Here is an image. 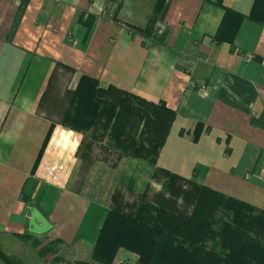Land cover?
Returning a JSON list of instances; mask_svg holds the SVG:
<instances>
[{
    "label": "crops",
    "instance_id": "crops-1",
    "mask_svg": "<svg viewBox=\"0 0 264 264\" xmlns=\"http://www.w3.org/2000/svg\"><path fill=\"white\" fill-rule=\"evenodd\" d=\"M221 2L0 0L4 253L22 264H58L39 248L59 238L62 260L94 261L110 204L72 188L83 135L56 143V128L34 172L52 125L42 97L65 67L74 83L87 76L175 111L157 163L122 158L120 185L139 193L162 186L164 175L154 178L160 167L264 210V19L251 18L254 0ZM224 6L244 15L232 42L228 29L220 32ZM34 209L52 225L44 234L30 231Z\"/></svg>",
    "mask_w": 264,
    "mask_h": 264
},
{
    "label": "trees",
    "instance_id": "trees-1",
    "mask_svg": "<svg viewBox=\"0 0 264 264\" xmlns=\"http://www.w3.org/2000/svg\"><path fill=\"white\" fill-rule=\"evenodd\" d=\"M219 3L223 6L221 0ZM224 9L225 18L220 32L228 29L226 39L232 42L244 15L225 6ZM232 18L234 21L237 20L235 27ZM251 18L264 19V0H254ZM65 68L68 71L71 70L68 67ZM83 81L99 85L108 94L122 95L124 98L135 101L131 108H125V111L145 123L146 133H141L140 138H132L127 135L124 138L125 131L122 133V128L113 124L110 138L122 150L123 158L134 156L148 159L151 163L156 164L160 150L170 131L175 111L163 101L154 103L112 84L102 86L93 78L81 76L79 83ZM45 94L46 92L42 100ZM111 99L117 101L116 98L111 97ZM198 127L199 124L196 129ZM50 133L51 127L38 156L34 172ZM196 135H198L197 130ZM79 151L83 163L89 165L93 160L91 142L88 141L86 145H81ZM158 174H163L165 177L162 190L149 197L148 194L152 187L147 185L145 191L140 194L139 200L132 202L128 214L122 212V208L114 210L112 209L114 205L110 206L96 242L93 262L112 264L118 249L123 247L140 256L138 264H264V246L259 241L253 240V237L247 233L250 223L243 214L246 210L258 211L261 214L258 216L259 227L264 228V210L244 201L225 196L208 186L160 167L155 168L154 178ZM184 185L190 187L184 188ZM167 193L170 194L169 198L177 195L194 202L192 212L185 215L167 208L168 199L164 198ZM119 197V193H116L113 202L115 203ZM215 206H224L231 210L236 227L224 223L221 231L217 232L222 238L224 247L228 249L225 255L212 258L202 257L198 253L201 247H196V243L199 242L200 238L212 232L210 215ZM111 221L112 225L109 226ZM256 225L253 224V230H255ZM32 243L36 247L42 244L40 240L34 238ZM62 244V239L51 240L41 246L39 252L42 255L51 253L54 255V260L57 261L61 259L59 251ZM0 257L7 264H22L17 257L8 255L1 249ZM87 262L80 261L77 264H88Z\"/></svg>",
    "mask_w": 264,
    "mask_h": 264
},
{
    "label": "rangeland",
    "instance_id": "rangeland-1",
    "mask_svg": "<svg viewBox=\"0 0 264 264\" xmlns=\"http://www.w3.org/2000/svg\"><path fill=\"white\" fill-rule=\"evenodd\" d=\"M72 74L73 72L68 70L58 72L56 80L54 79L46 91L40 105V110L50 118L52 125L50 136L35 171L42 162L44 152L52 140L56 128L62 130V132L57 131L55 133L54 142L56 143H61L63 139L67 141L68 137L72 138L70 136L72 133L82 134L83 137L76 153L77 162L71 177L72 188L77 191L83 190L87 196L103 199L110 206L114 205L112 209L122 208V212L128 214L132 202L139 200L141 193L132 190L131 186H122L118 182L116 167L124 154L110 138L111 127L113 124L121 127L122 133L124 131L126 133L124 138L126 135L132 138H140L141 133L145 134L147 128L145 123L125 111V108H131L135 101L124 98L122 95L108 94L95 83L86 81L79 83L80 77L74 83L72 82ZM111 97L116 98L117 101H112ZM88 141L91 142V155L93 157L89 165L83 163L79 151L81 145H86ZM188 187L190 186L184 185V188ZM161 190V185L154 186L148 195L152 197ZM116 193H119L120 197L114 203L113 197ZM169 197V193L164 196L165 199H168L167 208L171 211L185 215L192 212L195 203L188 198L183 199L182 196L177 195H174L173 198ZM243 214L250 223L247 233L253 237V240L259 241L264 246V228L259 227L258 224V216L261 214L252 210H246ZM210 220L212 232L200 238L196 247H201L198 253L202 257H221L226 254L228 249L224 247L222 238L217 232L221 231L224 223L236 227L233 212L224 206H215L210 215ZM253 224L258 225L255 226V230L252 229ZM110 225H112V221ZM120 249L125 250L118 255V260H122L120 264H138L140 256L137 253L123 247L119 248L118 251ZM61 253H64L62 247L59 251L60 255ZM57 263L77 264L69 259H58ZM87 263L99 264L93 261Z\"/></svg>",
    "mask_w": 264,
    "mask_h": 264
},
{
    "label": "water",
    "instance_id": "water-1",
    "mask_svg": "<svg viewBox=\"0 0 264 264\" xmlns=\"http://www.w3.org/2000/svg\"><path fill=\"white\" fill-rule=\"evenodd\" d=\"M29 224L30 231L35 234H44L52 227L49 221L38 211V209L33 210Z\"/></svg>",
    "mask_w": 264,
    "mask_h": 264
},
{
    "label": "built area",
    "instance_id": "built-area-1",
    "mask_svg": "<svg viewBox=\"0 0 264 264\" xmlns=\"http://www.w3.org/2000/svg\"><path fill=\"white\" fill-rule=\"evenodd\" d=\"M121 264H124V263H121Z\"/></svg>",
    "mask_w": 264,
    "mask_h": 264
}]
</instances>
